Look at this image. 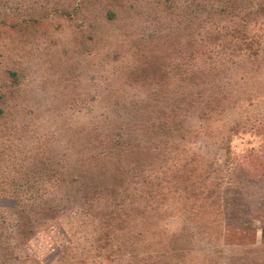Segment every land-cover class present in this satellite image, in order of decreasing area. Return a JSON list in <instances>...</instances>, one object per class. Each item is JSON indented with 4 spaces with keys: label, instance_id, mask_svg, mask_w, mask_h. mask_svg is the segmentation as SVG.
I'll return each instance as SVG.
<instances>
[{
    "label": "rangeland",
    "instance_id": "rangeland-1",
    "mask_svg": "<svg viewBox=\"0 0 264 264\" xmlns=\"http://www.w3.org/2000/svg\"><path fill=\"white\" fill-rule=\"evenodd\" d=\"M4 1L0 9L9 14H0V208L10 211L18 203L11 197L18 187H48L51 183L42 180L48 168L61 172L65 165L73 167L77 160L96 153L104 139L121 133L124 137L125 123H139L140 116H145L136 112L138 106L131 109L134 100L163 91V96L154 100L160 107L173 106L170 98L191 85L187 70L192 49L204 52L199 56L210 61L205 47L208 30L234 28L240 20L220 12L223 0H211L214 5L208 0ZM234 7L230 9L235 12ZM3 15H9L6 24ZM255 21L251 27L264 28V16ZM258 75L244 81L240 73L236 80L241 89L252 82L263 87L264 71ZM159 81L168 85L159 87ZM259 107L264 109V104ZM259 107H250L242 117L264 122ZM197 113L187 123L196 134L188 148L198 154L206 172L220 174L222 183L217 181L216 189L222 192L218 202L223 206L234 196L229 192L226 140L222 139L230 133L232 121H227L228 115L215 120L211 126L217 135L210 137L200 132L205 123ZM260 133L233 135V151L238 154L257 148L264 141ZM235 176L238 202L253 209L264 206V178L250 177L245 171H236ZM213 216L218 221L201 222L205 232L198 233L195 227L187 233L192 239L189 252L175 258L173 264H203L208 252L214 250L218 264H228L230 258L240 264H264V228L259 221L256 231L229 232L224 214ZM185 220L181 212L168 210L147 233L162 237L185 234L188 238L180 233ZM64 225L69 235L60 229L36 233L23 246L31 259L16 264H58L62 257L68 259L71 255L64 249L67 238L80 248H89L83 236L92 233L90 225V230L86 229L72 216ZM110 252V248L99 249L97 257L86 261L129 263L109 257ZM86 254L82 251L78 259Z\"/></svg>",
    "mask_w": 264,
    "mask_h": 264
},
{
    "label": "trees",
    "instance_id": "trees-1",
    "mask_svg": "<svg viewBox=\"0 0 264 264\" xmlns=\"http://www.w3.org/2000/svg\"><path fill=\"white\" fill-rule=\"evenodd\" d=\"M2 2L5 1L0 0V4ZM208 3L214 5L211 0ZM231 5L235 6L236 13L230 9ZM221 8L220 12L239 17V23L234 28L208 30L205 47L210 61L199 56V50L192 49L191 67L187 70L191 85L170 98L173 106L160 107L154 100L163 96V91L147 99L134 100L131 109L138 106L136 112L145 116H140L139 123L126 122L124 137L121 133L119 137L104 139L96 153L77 160L73 167L65 165L61 172L51 169L53 166L48 168L42 178L44 183H51L48 187L36 186L34 190L31 186L30 189L18 187L13 191L11 197L18 202L14 211L0 208V264L29 261L31 258L23 246L28 245L36 233L60 229L69 235L64 224L70 216L78 217L86 229L91 228L92 233L83 236L89 248H80L67 238L64 249L69 250L71 256L62 257L58 264L65 261L88 264V257H97L96 252L104 248H110L109 257L124 258L128 264H173L175 258L188 251V242L192 239L187 233L195 227L198 233L205 232L201 222L210 218L218 221L212 219L214 213L224 214V226L229 232L256 231V221L264 228V206L253 209L247 203L238 202L236 194L240 189L233 186L236 171L264 178V122L241 114L248 113L250 107L264 104V85L252 82L241 89L240 81L236 80L240 73L241 80L247 81L252 74L258 77L264 71V28L255 29L250 25L264 16V0H223ZM213 12L210 11L216 14L217 8ZM0 14L9 13H2L0 9ZM3 18L6 24L9 15ZM157 84L162 88L168 85L165 81ZM151 96L155 97L150 99ZM196 111L197 117L205 123L200 132L205 131L210 137L217 135L211 126L215 120L228 115L227 121H232L230 133L222 139L226 140L225 163L232 189L229 192L234 196L233 200L226 199L223 206L218 202L222 192L216 189L217 181L219 185L222 183L220 174L206 172L198 154L188 148L196 134L187 123ZM257 112L264 115L263 108L259 107ZM249 131L255 135L261 132L263 142L257 148L235 153L232 136ZM57 183L59 186L55 187ZM2 192L8 190L2 189ZM177 204L181 207H176ZM168 210L181 212L187 220L180 233H186L188 238L185 234L162 237L147 233L155 229L158 219ZM82 251L88 254L82 255L80 260L78 254ZM213 252H208L203 264H218L216 251ZM235 262L230 258L228 264H240Z\"/></svg>",
    "mask_w": 264,
    "mask_h": 264
}]
</instances>
